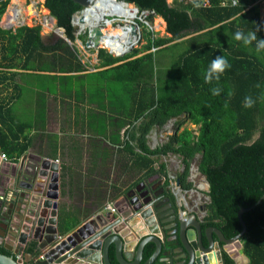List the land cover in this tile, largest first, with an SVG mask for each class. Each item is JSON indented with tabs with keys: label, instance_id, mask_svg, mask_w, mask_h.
<instances>
[{
	"label": "trees",
	"instance_id": "16d2710c",
	"mask_svg": "<svg viewBox=\"0 0 264 264\" xmlns=\"http://www.w3.org/2000/svg\"><path fill=\"white\" fill-rule=\"evenodd\" d=\"M124 1L139 9L153 10L163 18L165 32L170 36H157L144 28L141 48H134L123 57H115L101 48L97 53L98 66L103 69L76 75L81 79L90 75L93 81H88L94 85L103 83L104 105L106 102L109 109L104 116H122L110 122L116 127L117 135L125 128L127 139L121 141L118 135L117 143L122 146L116 152L111 148L109 156L115 157V164L126 174L134 170L142 173L134 183L142 175L159 173L167 185L166 165L159 163L158 158L168 153L179 155L184 170L178 179L183 189H190L193 184L187 180L189 167L195 156L200 155L198 170L208 182L210 199L205 205L207 215L202 228L214 226L225 237L232 238L242 230L238 212L245 208L242 218L247 229L241 238L244 253L250 259L248 264H264V55H256L252 47L234 39L237 30L247 33L264 25L257 3L260 0H237L236 5L230 0H208V5L201 3L199 8L193 7V0ZM222 1L226 4L222 5ZM8 4L9 0H0V19ZM44 5L73 41L71 20L82 7L72 0H45ZM259 37L264 38V31L258 32ZM218 55L227 58L231 67L219 81L206 84L203 72ZM4 68L63 73L51 76L61 81L68 80L70 73L86 70L76 47L61 38L44 42L39 25L20 26L16 30L0 25L3 87L16 75L2 71ZM37 75L42 74H24ZM212 87H220L221 94L212 95ZM246 96L255 100L251 108L243 106ZM3 110L0 99V146L4 150L6 146L16 149L7 138L8 123ZM172 118L177 126L174 133L160 146L150 148L149 132ZM184 122L195 125L196 131L187 127L179 130ZM256 132L258 136L254 138ZM23 150L8 153L18 157ZM114 191L109 193V200L116 198L121 190ZM63 215L61 220L75 219L69 213ZM154 248L153 243L145 245L140 264L152 255ZM0 253L10 254L2 245ZM109 256L112 264H119L112 245ZM223 257L226 264L232 263L227 255Z\"/></svg>",
	"mask_w": 264,
	"mask_h": 264
},
{
	"label": "water",
	"instance_id": "95a60500",
	"mask_svg": "<svg viewBox=\"0 0 264 264\" xmlns=\"http://www.w3.org/2000/svg\"><path fill=\"white\" fill-rule=\"evenodd\" d=\"M72 1L82 7L74 16L83 21L85 8L94 0ZM72 26L77 32L78 26ZM101 35L98 27L89 29L85 45L98 48ZM58 170V162L46 159L19 173L11 172L9 177L4 174L7 171L0 170V244L11 252L0 253V264H112L111 245L119 264H140L147 243H153L155 248L143 264H154L156 260L158 264H226L224 254L232 260L231 264L250 262L241 241L247 229L242 218L245 208L238 212L242 230L227 238L217 227L203 229L194 212L185 219L174 210L170 216L167 198L149 193L146 183V191L135 186L119 197L113 204L115 213L99 211L67 232L57 220ZM23 180L29 183L26 185ZM40 255L44 259H39Z\"/></svg>",
	"mask_w": 264,
	"mask_h": 264
},
{
	"label": "crops",
	"instance_id": "0c3cea01",
	"mask_svg": "<svg viewBox=\"0 0 264 264\" xmlns=\"http://www.w3.org/2000/svg\"><path fill=\"white\" fill-rule=\"evenodd\" d=\"M170 1L173 0H168L169 3ZM162 19L160 22L164 23ZM166 36L170 35L166 33ZM79 59L86 70L70 73L71 77L66 81L51 77L63 73L9 68L7 72H14L15 78L8 79L4 87L0 85L4 120L8 123L5 131L9 132L7 138L16 148L9 149L6 146L8 150L6 151L0 146V153H4L7 157V160H0V170L7 171L4 174L9 177V173L10 175L11 172L19 173L36 162L41 163L42 159L50 163L57 160L59 170L56 173V182L59 186L60 198L57 220L67 232L101 211L107 202L114 203L134 188L136 183L139 184L147 179L143 178L134 183L142 173L134 170L132 174H126L115 164V157L109 156L108 152L111 148L116 152L115 149L121 146L117 143V136L119 135L121 141L126 136L125 128H121L118 135L115 134L116 127L110 120L122 116H104L109 109L106 102L104 105L106 93L102 89L103 83L76 84L78 80L76 75L103 69L98 65L90 68L80 56ZM25 73L42 75L27 77L24 76ZM88 85H91V88ZM23 148V153L18 157L10 156L8 153ZM48 172L50 173V170ZM126 175L129 176L127 184L124 179ZM10 179L12 180L11 176ZM120 179L124 180V183H119ZM22 183L27 185L29 182L23 180ZM118 188L121 190L119 195L109 200V193L115 192L114 189L117 191ZM8 194L11 196L10 192ZM62 213L63 216L69 213L75 219L61 220ZM127 254L132 255L129 251ZM169 255L176 256L174 253Z\"/></svg>",
	"mask_w": 264,
	"mask_h": 264
},
{
	"label": "built area",
	"instance_id": "2783aa9c",
	"mask_svg": "<svg viewBox=\"0 0 264 264\" xmlns=\"http://www.w3.org/2000/svg\"><path fill=\"white\" fill-rule=\"evenodd\" d=\"M230 1L233 5L237 4V0H236L235 4L233 3V0H230ZM208 3H209L208 0H202L199 2V4H201L202 6L208 5ZM125 4L129 5V3H125ZM225 4H226V2L222 1V5H225ZM16 7L17 6L12 5L11 8L9 9V12L7 13V11H6L5 20L3 19L1 21L2 23L3 22L5 23L8 21L7 25L9 27H7L6 25H5L6 28L4 26H2L5 29H9L12 26L11 21H18L19 18L21 17V16H19V12H18V9ZM133 7L137 13V17L135 18V23L137 26V30L135 31L136 43L133 45H130V47H128L126 50H123L122 52H119V53L114 52L112 49L105 48L107 50V52L113 56H123L132 50V48L139 42V40L141 38L140 27L142 25H145L149 28H152L151 22H150V17L154 16L155 12L153 10H150V9H139L135 6H133ZM35 9H36V6H35ZM75 18L76 17L73 15L72 20H71L72 23H75ZM42 22H43V24H45V26L48 27L49 32L51 33L50 35L55 36V35L59 34L69 44H72V41L66 37L64 29L60 26H57L56 19L50 13L48 16L42 18ZM18 24L22 25L23 23L18 21ZM15 28L16 27H14L13 30H15ZM82 31H84V29L79 31V28H78L77 32H75L74 35H78ZM84 46L88 49L95 48V47H88L85 44H84ZM101 47H103V46H101ZM175 127H176V121H175V119L172 118V119L168 120L161 127V129H160L161 131L159 130L160 131L159 133L152 132L153 130H151L149 132V134L147 135V139L150 142V146H152V147H150V146L149 147L153 149L157 146H160L165 141H167L168 136L171 135L172 133H174ZM124 139H127V135L125 136ZM121 146H119V147H121ZM176 157L178 158L180 165H178V162L176 160H174L172 157H170L168 159L169 163H167V166H166V173H167V170L174 172V174L172 176L168 175V178H169L168 179V182H169L168 186H169L170 193L173 195V197L175 199V204L177 205V208H178V215L181 219H185L191 212H194V213H196L199 220L202 222L206 216L205 205H203L206 201V198H205V195L203 193L204 190L197 188L199 183H196V179L200 177L198 169L194 168L193 164L191 163L190 167H189V174L187 177V180L189 182L193 183V185L195 186V189H193V188L183 189L181 187V185H177V179H178V174H180L184 170V164L182 162V158L179 155H176ZM1 158L6 159V155L4 153H1ZM56 162H57V160H56ZM113 204H114L113 202H107L106 205L103 206L101 211H111L112 213H115L116 210H115V207L113 206ZM16 257L19 258L20 256L16 255ZM39 259H44L43 255H40Z\"/></svg>",
	"mask_w": 264,
	"mask_h": 264
},
{
	"label": "rangeland",
	"instance_id": "374dc122",
	"mask_svg": "<svg viewBox=\"0 0 264 264\" xmlns=\"http://www.w3.org/2000/svg\"><path fill=\"white\" fill-rule=\"evenodd\" d=\"M171 2L172 1H170V3ZM44 3H45V0H9V4L7 6V9H6L7 13L9 12V9L11 8L12 5L17 6L16 8L18 9L19 16H21L18 21L23 23L22 25H20V24H18V21H11L12 26L9 29H13L14 27H16L15 28V30H16L18 28V26L19 27L20 26L33 27V26L39 25L41 27V34L45 35V36H48V37H44V42L47 43V42H50V41H55V40L60 39V38L63 39L59 34H57L55 36L54 35H50L51 33L49 32L48 27L45 26V24H43L42 18L48 16L49 13H50V11L45 7ZM257 3L259 4V10L261 12V16H262V18H264V0H260ZM35 6H36V9H35ZM28 7H30V8L33 7L31 9L32 12L30 14L27 13V8ZM6 11H5V13H6ZM5 13L3 14L2 18L0 19V22L3 19L5 20ZM159 17H158L157 14L155 16H152V22H151V27L152 28L149 29V28H147L144 25H142L140 27L141 38H140L139 42L132 48V50L134 48H141V46L144 44V41H143V38H142V30L144 28H147L148 30H153V32L157 33V36H166L165 22L164 23L160 22V25H158V27H156V21L158 19H160ZM7 22H5V23L3 22L4 24L1 22L0 25L4 26V27L6 25L7 27H9L7 25ZM119 22L120 21L113 22L114 26H117L119 24ZM56 24H57V22H56ZM4 27H2V28H4ZM88 31H89V29L85 28L84 31H82L80 34L75 35V40L72 41L71 46L72 47H76L81 60L84 63H86L87 66H89L90 68H93L94 66L99 65V61H98L99 59L97 58V50L101 49V48H103L104 50H106V49L104 47H100V46L98 48H90V49L86 48L84 46V44H85V42L87 40ZM81 37H85V38L82 39ZM154 50H155V48H152V51H154ZM166 61H167V57H165V62ZM1 70L4 71V72H7V69H5V68L1 69ZM30 77H34V76H30ZM88 80L89 81H93V79H92V77H90V75H86V77H84L82 79L78 78L76 84L78 85L79 83H85V82L88 83L89 82ZM88 86L91 88V85H88ZM184 127H187L189 129H192V130H195V131H196V128H197L195 125L191 124L190 122H184L179 130H182ZM160 129L161 128H157L156 127L154 129H152L153 130L152 132L159 133L161 131ZM257 136H258V132L255 133L254 138H256ZM148 145L150 146V142L149 141H148ZM150 147H152V146H150ZM170 157H172L174 160H176L178 162V165H180V163L178 161V158L173 153H168L167 155H160L159 158H158V162L159 163H164L167 166V163H169L168 159ZM199 162H200V155H196L195 158L193 159V162H192L194 168H198ZM121 172H123V171L121 170ZM119 173H120V171H118V174ZM130 174H131V172H130ZM173 174H174V172L167 170V175H166L167 182H168V179H169L168 175L172 176ZM199 176L200 177L196 179V183L205 182V177L202 174H199ZM149 177L150 176L142 175L141 179L142 178H149ZM157 178H159V175H158ZM162 178H163V180H165L164 177H162ZM124 179H125V183L127 184L128 180H129V176L126 175L124 177ZM118 182L119 183L121 182V184H122V183H124V180L122 181L120 179V181H118ZM144 183H146V182H141L140 184L143 185ZM136 185H137V183L134 186H136ZM165 186H166L167 191L170 192L168 184L165 185ZM192 188L195 189V186L193 185ZM207 189H209V186H207ZM204 191H205V195H206V197H205L206 201H205V203L203 205H206L207 203H209L210 199L208 197V194L206 193V190H204ZM205 210H206V208H205ZM206 215H207V210H206Z\"/></svg>",
	"mask_w": 264,
	"mask_h": 264
},
{
	"label": "bare ground",
	"instance_id": "6f19581e",
	"mask_svg": "<svg viewBox=\"0 0 264 264\" xmlns=\"http://www.w3.org/2000/svg\"><path fill=\"white\" fill-rule=\"evenodd\" d=\"M132 5L137 7L134 4L127 5L119 0H94L90 6L85 8L82 14L83 21H80L79 17H76L75 24L78 26L79 31L85 28L92 30L98 27L102 32L99 46L112 49L114 52L119 53L136 43L135 31L137 30V26L135 18L137 17V13ZM32 8H27L28 14L32 12ZM115 21H120L117 26L113 24ZM160 21L161 19L156 21V27H158ZM150 22H152V17H150ZM3 160H7V157ZM199 174L201 173L199 172ZM207 186L208 182L205 179V182H200L197 188L206 190L208 194L209 189H207ZM203 193L205 195V191Z\"/></svg>",
	"mask_w": 264,
	"mask_h": 264
},
{
	"label": "clouds",
	"instance_id": "9594fccd",
	"mask_svg": "<svg viewBox=\"0 0 264 264\" xmlns=\"http://www.w3.org/2000/svg\"><path fill=\"white\" fill-rule=\"evenodd\" d=\"M235 2H236V0H233L234 4H235ZM200 6L201 5L197 2V0H193V7L199 8ZM71 24H72V22H71ZM259 31H264V25L257 26L255 30L249 31L247 33H245L244 31H241V30H237L234 33V39L236 41L242 42L245 47H252V49L256 55H264V38H261V37L258 38V32ZM87 38H88V36H87ZM63 40H65V39L63 38ZM69 45L71 46V44H69ZM230 67H231V65H230L228 59L225 58L224 56L218 55V56L214 57L210 61L207 69L203 72L204 83L211 84L213 81H219L221 75ZM257 87H259V85H257ZM210 91H211V94L214 96H219L221 94V88L220 87H212L210 89ZM254 103H255V100L251 96H246L244 99V105L243 106L245 108H251Z\"/></svg>",
	"mask_w": 264,
	"mask_h": 264
},
{
	"label": "flooded vegetation",
	"instance_id": "af4514ba",
	"mask_svg": "<svg viewBox=\"0 0 264 264\" xmlns=\"http://www.w3.org/2000/svg\"><path fill=\"white\" fill-rule=\"evenodd\" d=\"M158 175H159V178H157ZM142 182H146V184L148 185V191L150 189L149 193H152V194L156 193L157 194L156 196H160L162 199L167 198V204L170 205L169 210H168L169 213H170V216H172L173 213H171V212L173 210H174V213L178 212L177 205L175 204V202H174L173 198L171 197L170 193L167 191L166 186L164 185V180H163L162 177H160L159 173H155V174L151 175L146 180H142ZM136 186L140 187L142 192L146 191V187H144V185H141L139 183Z\"/></svg>",
	"mask_w": 264,
	"mask_h": 264
}]
</instances>
